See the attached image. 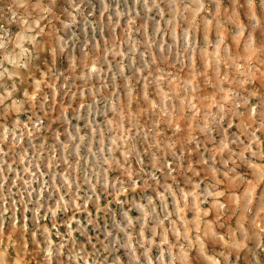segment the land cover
Here are the masks:
<instances>
[{"label": "rangeland", "instance_id": "obj_1", "mask_svg": "<svg viewBox=\"0 0 264 264\" xmlns=\"http://www.w3.org/2000/svg\"><path fill=\"white\" fill-rule=\"evenodd\" d=\"M0 264H264V0H0Z\"/></svg>", "mask_w": 264, "mask_h": 264}]
</instances>
